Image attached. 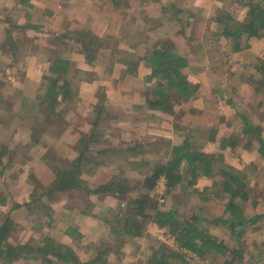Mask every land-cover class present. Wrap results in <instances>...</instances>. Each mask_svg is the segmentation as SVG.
<instances>
[{
  "label": "rangeland",
  "instance_id": "rangeland-1",
  "mask_svg": "<svg viewBox=\"0 0 264 264\" xmlns=\"http://www.w3.org/2000/svg\"><path fill=\"white\" fill-rule=\"evenodd\" d=\"M20 1L23 0H11L10 9L7 8L10 10L9 16L7 13L0 16V19L7 21L9 29L26 28L25 33L16 30L17 34L13 36L20 46L17 57L19 65H14L12 56L5 59L18 81H7V85L0 89V94L14 115L10 117L9 114L8 122L1 121L0 124V147L5 146L3 148L8 151L5 158L0 159V200L7 197L12 199L8 200L10 204L25 203L30 204L31 208H13L9 214L11 206L0 205V224L7 217L13 223L9 242L12 245L28 242L34 244L48 237L69 247L82 262H88L96 254L93 246L112 248L116 242L122 241L121 247H118L120 253H115L113 248L112 253L106 257L108 264H146L152 251L161 249L162 245L173 247V240L169 235L152 223H146L139 238H115L111 232L116 229L113 224L116 211L114 210V217L112 211L116 208L115 202H103L97 200V196H86L80 189L66 192L64 197L55 194L48 199L50 201L41 198L39 202L36 199L41 193V186H48L54 179L48 163L53 162L63 168L77 156L74 146L68 145L64 139L74 132L80 139V132L90 129L87 121L90 120L91 123L93 120L90 115L93 105L83 107L77 101L75 105L69 106L70 110H66V113H63L64 105L58 107V111L63 113L65 125L53 117L55 125L45 122L50 115L40 103L35 102V98H39L38 94H43L41 85L45 74L39 84L35 85L26 78V69L30 60L36 63L46 61L54 52L56 56L60 54L61 57L74 60L75 67L70 74L75 78V83L77 80L78 85L81 82L88 84L92 83L91 79H96L98 87L95 92L101 89L105 94L103 105L108 112L105 111L106 116L96 130L104 134L100 142L102 146H95L92 150L96 153L99 147L108 149L111 146L110 148L118 152V158L99 156L96 161H106L105 165L93 163L86 166L82 181L89 189H95L114 178L117 181L136 182V185L130 186L136 190L133 197L147 193L142 185L147 171L143 168L145 166H138V162L147 160L150 164L165 163L170 149L167 144L180 145L187 139L193 150L208 155H221V159L213 164L214 169L231 171L232 168L245 172L251 196L259 203L257 209L247 205L245 215L247 218L263 215V218L246 230L237 248L242 253L241 264H254L255 260L250 262L249 259L260 251H263L264 259V159L257 152V142L254 141L250 149H243L244 137L237 138L243 128L244 119H248L255 126H261L264 138V80L255 68L258 63L264 62V36L260 39L251 38L248 42L241 41V49L236 51L232 47V41H224L216 36L221 29L213 23L210 24L218 11V16L222 19L229 14L236 22H243L248 9L241 7L243 0H194L193 4L183 0L184 11L179 13L178 21L184 33L175 34L174 31L178 32L179 28L175 24L173 28L170 27V37L164 34L169 29L164 21H146L135 30L134 9L139 5L135 0H132L133 8L126 6L121 10L123 18L115 10L112 0H25L27 7ZM175 3V7L182 5L177 1ZM45 6L47 8H43ZM156 6H150V14H158L159 9ZM219 7L222 9L219 10ZM49 9H52V13L56 11L54 17L41 18L42 12H50ZM57 11L59 12L56 15ZM86 21H89L87 25L95 28L97 35L103 40V46L99 48L92 67L78 73L76 65L84 56L75 52L73 38H62V43L58 44L55 35L65 37L76 30L75 25L77 27ZM121 22L126 30L118 28L121 27ZM56 24L60 26L57 27ZM165 44L172 46L175 53L188 60V69L184 73L197 89L193 98L173 106V115L154 112L149 117L148 113L145 115L146 110L138 112L137 109L138 106H145L146 88L154 86V82L148 83L144 79L149 74L148 68L140 61L137 71L139 76L122 75L126 66L119 61L132 57L135 60L136 56ZM33 68L35 67H32L34 71ZM39 70L42 71V68L38 66L37 74ZM24 98L25 108L21 103ZM32 101L35 104L34 109L28 105ZM44 101L47 102V99ZM3 105L5 108L4 103ZM0 107L2 108L1 103ZM34 113L41 123L37 132L34 131L39 137L32 139L29 116ZM227 137H233L237 146L220 150L221 140ZM132 148H136L135 151L129 152ZM219 177L220 174L211 178L200 176L194 180L193 185L185 180L169 192L164 177H160L148 195L160 210L175 208L183 218L195 217L201 228L233 248L234 241L228 230L205 224L206 221L221 216L227 203L224 195L219 199L214 198V189L221 187ZM185 179L189 177L186 175ZM33 190H37V195L31 197ZM204 198L206 201H203ZM129 204V199H126L116 209L124 211L129 209ZM69 232H72L71 236ZM80 239L83 243H80ZM49 258L52 264H59L55 258ZM213 260L215 261L212 264H222L225 257H207L205 264H211ZM196 263L191 261L189 264ZM12 264L41 262L19 260Z\"/></svg>",
  "mask_w": 264,
  "mask_h": 264
},
{
  "label": "trees",
  "instance_id": "trees-1",
  "mask_svg": "<svg viewBox=\"0 0 264 264\" xmlns=\"http://www.w3.org/2000/svg\"><path fill=\"white\" fill-rule=\"evenodd\" d=\"M112 2L115 10L117 13L121 14V16H123V11L121 10H124L126 6H131L132 3L131 0H112ZM20 3L25 5L26 1L23 0L20 1ZM241 4L242 8H248L243 22H236L229 14L222 19L218 16L220 14L219 11L217 16L210 22V24L213 23L221 29L216 36L218 38H223L224 41H232V47H234L233 49L236 51L241 49V41L248 42L251 38L260 39L264 36V0H243ZM222 13L224 12L222 11ZM19 29L23 31L26 28L22 29V27H19ZM14 32H8L7 30L9 36L4 46H2V50L9 48V54L13 57V63L18 66L17 57L20 46L17 44L18 42H15L16 40L14 41L13 39ZM10 36H12V39H10ZM55 36L58 38V44L62 43V41H60L62 38H73V45L76 48L75 52L83 55L86 64L90 67H92L98 55L99 48L103 46L102 39L80 26L76 27V30L69 32L65 37L57 34ZM5 52H7V50ZM133 59L132 57V59L129 60L124 59L119 61L124 67L126 66L125 70L122 71V75H130L132 77L139 76V72H137L138 66L140 61H143L145 67L149 70V74L145 76L144 79H146L148 83L154 82V86L146 88L144 92L146 97L145 106H138V112L144 109L150 112L173 115V106L176 103L187 102L195 96L197 89L196 85H193L184 73V70L188 69V60L184 56L175 53L174 50H172V46L169 45L168 47L165 44L162 47L153 48V50L148 53L146 52L143 55L136 56L135 60ZM48 60L50 62L48 74L43 75L44 77H42L43 82L41 85L42 91L45 93L38 94L40 99L35 98V102L38 104L40 103L41 107H44L48 111L51 119L48 117L47 121H45L47 124L52 122V124L55 125V119H59V122L61 121L62 124L65 125L63 113H66V110H70V105H75L77 101H80L78 99V92L82 82L79 85L77 80H75L76 83L74 82L75 78L71 76L70 72L75 66L73 62L65 56L61 57L60 54L56 56L55 53L52 52L51 58H48ZM255 68L261 79L264 80V62L258 63ZM81 72L83 71L78 70V73ZM94 80L96 79H91L92 82ZM4 86L5 81L0 79V89ZM41 88L39 89L41 90ZM94 97L96 103L93 105V110L90 113V115L93 116V120L91 123L89 122L90 120L86 123L90 126V129L89 131L83 130L80 132V139L73 148V150H77V156L73 160L68 161L63 168L58 167L59 165H55L53 162L48 163L47 166L54 175V179L48 186H41L39 184L41 186L39 189L41 193H39L36 199L40 202L41 198L46 197L51 199L55 194H60V197H64V193L78 189L85 192L86 196H97V200L115 202L114 206L116 208L124 200L129 199V209L127 208L122 211L115 208L112 210L113 217L114 210L116 211L115 218H113V224H115L116 229L111 231L115 238H124L126 240L139 238L145 230L146 223H152L159 229L164 230L173 240V247L162 245L161 249L152 251L150 259L146 264H189L191 261L194 263L196 261V264H205L207 257L216 259L220 256L225 257L222 264H241L242 253L237 246L246 233V230L257 223L259 219L261 220L263 215L246 217V206L248 205L251 208L257 209L259 203L254 196H251V188L248 189L249 182L245 172L236 171L232 168V172L226 171V169L223 168H213V164L221 159V155H208L198 150H193L192 144L189 143L187 139L180 145H171L168 143L167 148H170L169 157L165 163L155 162L150 164V161L147 160L138 162V166H145L143 168H146L145 171H147L142 180V185L147 193H140L139 196L133 197V195L136 194V190L130 186L136 183L134 181H117L112 178L95 189H89V187L83 183L82 175L86 166L98 163V161H96L97 157L108 156L110 159L118 158V152L110 148V145V149L99 147L96 153L95 150H92L95 146L100 145L101 139L104 136V134L96 130L98 124L101 123L108 112L105 105H103L105 94L101 89H97ZM2 98L3 96L0 98V101L5 104V113L0 114V124L1 121L8 122L9 114L10 117H14V115H12V109L8 107L9 105L4 99L2 100ZM46 99L47 102L44 101ZM24 102H26L25 98L21 102L22 106L25 108ZM28 105L29 107L33 106L32 109L35 108L33 101ZM60 105H64L63 113L58 111ZM29 117V121H31L29 129L33 132L32 139H34V137L37 136L35 134L41 122L39 118L37 119L35 113L33 116L30 115ZM52 117L55 119L53 120ZM9 123L12 122L9 121ZM242 123L243 128L240 130L237 138L244 137L245 143L242 145L243 149H250L255 141L258 145L257 152L264 159L263 128L259 125L255 126L250 123L248 119H244ZM236 146L233 137H227L221 140L219 148L220 150H225L227 148L233 149V147L235 148ZM3 147L5 146L0 147V159L5 158L8 153L7 148ZM135 149L136 148H132L129 152H133ZM12 153L13 151H11V154ZM132 159L134 160L135 156L132 157ZM105 164L106 161L98 163V165ZM136 165L137 164H132V166ZM198 169L201 170V173H199ZM219 174V178H221V187L218 190L214 189V198L219 199L221 195H224L227 197V203L225 204L221 216L206 221L205 224L222 227L228 230V234L234 241L233 248L228 247L227 244L219 241L216 237L207 232V230L201 228L197 222L198 219L195 217L183 218L175 208H171L168 211L160 210L155 204V201L148 195V192L155 187L160 177H164L167 192H169L178 184L184 183L185 180L189 182V185H193L194 180L200 176L211 178ZM186 175L189 179H185ZM36 193L37 190H33L30 194L32 195L31 197L37 195ZM203 201H206V199L204 198ZM13 208L30 209L31 206L30 204L25 205V203H23L22 205L14 204L11 209ZM12 226L13 223L9 217L5 218L0 224V264H12L19 260H39L41 264H52L49 257L55 258V261L59 264H108L106 257L112 253L113 248H115V253H120L118 247H121L120 243H122V241H120V243L119 241L116 242V245H113L112 248H104L98 245L93 246V250L96 251V254L88 262H82L69 247L57 243L48 237L34 244L28 242L26 244L12 245L9 242ZM68 234L71 236L72 232ZM262 255L263 251H260L257 255L251 256L249 260L252 262L254 259V264H264ZM214 261L215 260L210 263L212 264Z\"/></svg>",
  "mask_w": 264,
  "mask_h": 264
},
{
  "label": "crops",
  "instance_id": "crops-1",
  "mask_svg": "<svg viewBox=\"0 0 264 264\" xmlns=\"http://www.w3.org/2000/svg\"><path fill=\"white\" fill-rule=\"evenodd\" d=\"M135 1L139 4L137 6L135 5L136 9H134V10H136L135 11L136 17H134V18H136V25H134L135 30H136V28H140V24H143L146 21H151V22H156V23H159V22L163 23L162 21H164L165 25L167 23L168 27H169V29L166 31L167 33H164V34H166V35L168 34V37H170L171 36L170 35V32H171L170 27L173 28V26L175 24L179 25V21H178L179 13L181 11H184L183 0H135ZM176 1L178 3H182V5L179 4V5H177L175 7L174 4H176L175 3ZM186 1L190 2L192 4L194 3V0H186ZM10 4H11V0H0V9H1L0 13L3 14V16H5L6 13L9 16L10 10H8L7 8L10 9ZM155 4L157 5L156 8L159 9L158 10L159 12H158V14L152 15V14H150V8H152L150 6L151 5H155ZM24 7H27V2H26V6H24ZM130 7L133 8V1L131 3ZM43 8H47V6H45ZM52 9H49L50 12H42L40 17L43 18V19H47V18L50 19L51 17H54V13L56 11H53V13H52V11H51ZM221 9H222V7H219V10H221ZM196 10H198V9H196ZM58 12L59 11H57L56 15L58 14ZM187 13H189V11H187ZM59 15H60V13H59ZM1 18H3V17H1ZM121 18H123V17L121 16ZM194 20H195V18H194ZM43 22L45 23L44 20H43ZM88 23H89V21L88 22L86 21L82 25L78 24L77 27L80 26L83 29L89 30L93 34L97 35L95 28L93 26L91 27V25H87ZM137 23H139V24H137ZM56 25H57V27L60 26V24H56ZM132 25H133V23H132ZM181 27L182 26L180 24L179 28L177 29L178 32L173 30L174 33L180 35L183 32V31H181ZM75 28H76V25H75ZM118 28H120L122 30H126V28L123 25V22H121V27L119 26ZM15 29L16 30H20V32H24L25 33V30L21 31V29H19V27H13V28L10 27V29H9L7 21H5L4 19H0V73H1L0 74V79H3L5 81V85H7V81H10V82H13V83L18 81V78L10 71L11 66L8 64L7 60H5L7 57H10L9 48H6L7 52H5L6 50H2V45L4 44L5 41H7L8 36H9L8 33H7V30H8V32L9 31H13V32L15 31L14 34H13V36H14V35L17 34V31ZM22 29H23V27H22ZM150 31H152V29H150ZM15 42H18V40H16ZM146 47H148V45H146ZM177 48H178V45H177ZM144 52H145V50H144ZM69 60L74 63L73 59L69 58ZM32 61L33 60H30V63L28 64V69H26V78L28 80H31L32 82H34L35 85H38L39 84L38 82L41 80L42 75L43 74H45V75L48 74L50 62H49V60L41 61V62H38V63H36V61H34V62H32ZM38 66L40 68H42V71L39 70L38 74H37L36 72H37V67ZM76 66H77L78 70H81V71H85L89 67V65L84 62V57H83L82 61L78 62V65H76ZM32 67H35V68H33L34 71L32 70ZM140 72H143V71L140 69ZM2 76H3V78H2ZM101 85H103V84H101ZM97 87H98L97 81H95V80L92 83H88L87 84V83L83 82V83L80 84L79 92H78V99L80 100V103L82 104L83 107L91 106V105H94L96 103V99H95L94 95H95V90H96ZM105 88H106V86H105ZM106 90H108V89H106ZM44 93L45 92H43V94ZM1 97H2V95L0 94V98ZM0 103L2 105V108L0 107V114H4L5 113V109H4L3 102L0 101ZM144 112H145V115L148 113L149 117L152 116L151 114H154V112H152V111L150 112V111L146 110ZM74 133H76V132H74ZM74 133H71V136H69L66 139H64V141L66 143H68V145H70V146H75L77 144L78 140H79L78 137H77V134L75 135ZM7 168H9V166ZM43 198L48 200V198H45V197H43ZM9 199L10 198L4 197V199L0 200V205L2 207L6 206V205H9L11 207L14 206L13 204H10V201H8ZM10 200H12V199H10ZM48 201H50V200H48ZM11 207H10V209H11ZM10 209H9V211H10ZM11 212L12 211H10L9 214ZM81 239L83 240V237H81ZM81 239H80V241H81ZM63 242L66 243L67 241H63ZM80 243H83V241H81Z\"/></svg>",
  "mask_w": 264,
  "mask_h": 264
}]
</instances>
